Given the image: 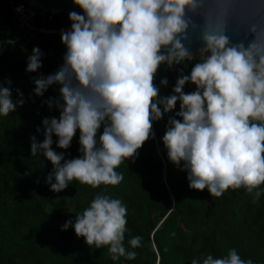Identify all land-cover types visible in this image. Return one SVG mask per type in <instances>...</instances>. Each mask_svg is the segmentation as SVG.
I'll use <instances>...</instances> for the list:
<instances>
[{
    "label": "clouds",
    "instance_id": "9594fccd",
    "mask_svg": "<svg viewBox=\"0 0 264 264\" xmlns=\"http://www.w3.org/2000/svg\"><path fill=\"white\" fill-rule=\"evenodd\" d=\"M73 2L84 15L69 13L71 29L61 34L67 48L64 63L55 74L34 81L36 95L53 83L61 85L59 118L43 119L42 143L30 138L31 155L42 151L53 165L46 178L50 190L60 192L73 180L92 188L119 185L124 176L116 169L135 157L150 138L152 122L162 116L158 105L168 112L179 100L175 115L182 120L170 118L162 138L169 161L176 166L183 162L189 188L207 189L211 196L220 197L229 188L243 187L253 194L255 204L262 193L254 190L264 184V29L258 31L253 25L249 32L254 38L247 46L230 45L225 35L229 0H213L202 32V61L190 75L177 79L172 95L159 98L153 83L159 65L193 59L183 43L189 27H195L187 13L197 12L205 0ZM41 55L39 48H33L26 71L41 67ZM189 81L196 90L185 94L183 87ZM161 84H167L166 78ZM22 103H14L10 89L0 87V115L8 116ZM77 129L82 156L61 164L63 154L52 150V136L58 138L57 147L67 149ZM126 215L120 199L98 193L63 229L71 225L89 246H108L113 261L133 260L136 252L124 246ZM128 244L139 247L141 237H132ZM191 264L253 261L242 259L232 248L219 258L202 254Z\"/></svg>",
    "mask_w": 264,
    "mask_h": 264
},
{
    "label": "trees",
    "instance_id": "16d2710c",
    "mask_svg": "<svg viewBox=\"0 0 264 264\" xmlns=\"http://www.w3.org/2000/svg\"><path fill=\"white\" fill-rule=\"evenodd\" d=\"M71 23L68 12H48L39 21L46 28ZM14 31L9 3L0 0V50L6 45L0 55V87L10 89L14 103L23 101L8 116L0 115V264H191L202 254L219 258L232 248L242 259L264 264V184L254 190L262 193L255 204L253 194L243 187L229 188L214 197L207 189L189 188L188 173L181 170L183 162L176 166L169 161L162 138L170 118L182 120L175 115L180 111L179 100L168 112L158 105L162 116L152 122L150 138L135 157L116 169L124 176L119 185L92 188L73 180L64 190L51 191L46 178L53 165L42 151L31 155L30 138L42 143L43 119L59 118L61 85L53 83L36 95L34 81L55 74L64 63L67 48L57 34H39L28 42ZM9 39L15 41L8 43ZM33 48L42 54L41 67L28 72ZM201 61L202 56L196 54L193 60L179 64L161 63L153 80L158 97L172 95L177 79L190 75ZM165 78L167 84L162 85ZM195 90L190 81L183 87L185 94ZM103 127L97 131V140ZM79 136L77 129L70 147L61 149L53 134L51 148L63 154L61 164L82 156ZM98 193L118 198L126 206L124 246L136 252L135 259L113 261L108 246H89L71 225L63 229L66 221L75 222V215L82 214ZM134 236L141 237V244L133 249L128 240Z\"/></svg>",
    "mask_w": 264,
    "mask_h": 264
},
{
    "label": "water",
    "instance_id": "95a60500",
    "mask_svg": "<svg viewBox=\"0 0 264 264\" xmlns=\"http://www.w3.org/2000/svg\"><path fill=\"white\" fill-rule=\"evenodd\" d=\"M29 1L50 12H76L84 15L83 10L75 5L73 0ZM229 4L230 6L226 16L225 35L229 37L230 45L243 42L247 46L254 38V35L249 32V28L255 25L258 31L264 29V0H229ZM213 6V0H205L204 6L198 9L197 12L187 13V16L195 25V27H189L187 30V39L183 41L190 53L197 52L205 47L202 40V32L205 17ZM152 246L158 253L154 241L152 242Z\"/></svg>",
    "mask_w": 264,
    "mask_h": 264
},
{
    "label": "built area",
    "instance_id": "2783aa9c",
    "mask_svg": "<svg viewBox=\"0 0 264 264\" xmlns=\"http://www.w3.org/2000/svg\"><path fill=\"white\" fill-rule=\"evenodd\" d=\"M6 1L9 3L13 18L15 20L14 34L17 36H21L28 42L37 38L39 34H57L61 36L62 32L69 31L71 29V25H62L57 28H46L40 26L39 21L46 15V13L50 11L39 7L37 4L29 0ZM9 41L13 43L15 40L9 39L8 43ZM4 49H6V45H3L1 47L0 55ZM191 54L193 55L194 59L196 54H200V50ZM206 55L207 53L205 54V56Z\"/></svg>",
    "mask_w": 264,
    "mask_h": 264
}]
</instances>
